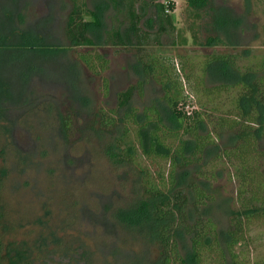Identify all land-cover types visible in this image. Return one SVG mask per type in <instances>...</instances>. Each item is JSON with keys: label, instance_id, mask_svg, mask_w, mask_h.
<instances>
[{"label": "rangeland", "instance_id": "rangeland-1", "mask_svg": "<svg viewBox=\"0 0 264 264\" xmlns=\"http://www.w3.org/2000/svg\"><path fill=\"white\" fill-rule=\"evenodd\" d=\"M168 2L174 5L165 12L168 32L159 35L157 22L147 30L146 20L157 14L155 4ZM82 3L86 4L83 12H98L102 19V42L97 40L92 48H73L65 37L67 15L73 4L81 7ZM212 3L224 21L238 24L225 26L229 34L209 30L213 21L195 17L187 0H0V34L6 37L5 41L0 37V106L6 110L0 118L2 264H8L9 245L34 246L41 238L46 239L48 251H56L48 264H62L63 252L78 253L82 246L94 262L104 259L116 264L110 254L99 255L98 249L109 240L94 220L97 216L108 220L111 214L136 204L141 199L140 175L133 167L110 160L107 152L113 150L118 132L97 130V114L115 110L118 94L140 82L143 95L134 94L130 106L141 109L160 95L155 83L146 82L138 63L148 56L158 57L174 70L183 85L186 105L182 107L187 112L198 110L199 102L211 101L203 92L204 87L215 85L207 82L203 72L210 56L232 57L241 73L250 69L264 74V0ZM130 12L142 17L138 27L150 33L143 35L140 49L103 43L105 33L127 29ZM214 35L233 46L203 45ZM86 53L103 55L107 68L97 75L91 73L78 61ZM105 81L108 92L104 91ZM237 92V88L219 92L215 104L227 110ZM71 111L76 119L66 132L62 118ZM143 165L156 177L154 166L148 161ZM214 185L224 187L221 196L233 194L234 186L225 177ZM224 200L220 201L222 209ZM222 213L217 214L221 229L226 226ZM109 224L114 226L115 248L128 262L156 257L143 229ZM246 236L244 243L235 246V253L247 264H264V222L252 221ZM53 237L56 245L49 243Z\"/></svg>", "mask_w": 264, "mask_h": 264}, {"label": "trees", "instance_id": "trees-1", "mask_svg": "<svg viewBox=\"0 0 264 264\" xmlns=\"http://www.w3.org/2000/svg\"><path fill=\"white\" fill-rule=\"evenodd\" d=\"M187 5L195 17H208L213 21L211 31L225 35L229 34L226 30L229 22L233 27L238 25L234 21H224L212 0H187ZM83 6L86 4L82 3L81 7L73 4L66 19L65 37L73 48H92L97 40H102L100 14L83 12ZM155 8L157 14L147 19L145 25L150 30L157 22L159 35H162L168 32L166 28L170 24L165 12L172 11L174 5L156 3ZM128 15L127 29L116 28L111 35L105 33L103 43L134 45L140 49L143 35L150 33L138 27L141 16L132 12ZM21 19L24 23V17ZM0 37L5 41V35L0 34ZM203 45L233 46L219 35L208 37ZM78 61L94 75L104 71L108 63L103 55L92 57L88 53L79 55ZM206 61L204 77L215 85L204 87L203 92L211 101L199 102L198 110L184 111L183 85L174 70L172 72L158 57L148 56L138 63L146 82L155 83L160 95L141 109L130 106L134 94L143 95L140 82L118 94L115 110L97 114V130L118 132L113 150L107 152L108 157L115 164L133 167L140 175L141 186V199L131 208L111 214L108 220L102 216L95 218L94 223L103 227L109 240L98 249L103 258L110 254L116 264H247L235 253V246L245 242L252 221L264 222V74L250 69L241 73L233 58L225 55H213ZM106 82L104 91L108 92ZM229 88H237L238 92L232 105L224 110L215 101L220 98L219 92ZM0 109L1 118L6 110L1 106ZM74 116L71 111L62 118L66 132L71 131ZM226 137H230V141L221 143ZM144 161L156 168V177L143 165ZM224 177L227 184L234 186L233 194L221 196L224 187L214 185ZM224 197L225 209H222L220 201ZM220 212L226 219L222 229L217 216ZM109 223L131 230L143 229L151 248L156 249V257L135 258L128 262V257L115 248L114 226ZM37 242L34 246L9 245L8 264H48L47 259L56 251H48L46 239ZM49 243L56 245L57 239L53 237ZM79 248L78 253L63 252L60 262L112 264L100 257L101 262L96 263L83 246ZM3 254L4 247L0 243V264Z\"/></svg>", "mask_w": 264, "mask_h": 264}]
</instances>
